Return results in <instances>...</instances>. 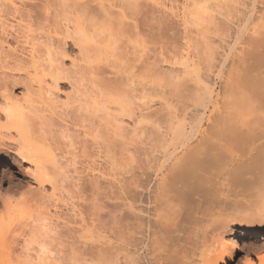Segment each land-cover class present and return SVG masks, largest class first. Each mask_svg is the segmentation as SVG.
I'll return each mask as SVG.
<instances>
[{"label": "bare ground", "instance_id": "bare-ground-1", "mask_svg": "<svg viewBox=\"0 0 264 264\" xmlns=\"http://www.w3.org/2000/svg\"><path fill=\"white\" fill-rule=\"evenodd\" d=\"M144 1L155 2V0ZM9 3L8 7H11L9 9L5 8L3 12L9 10L18 12L19 7L13 2ZM129 3V0H117L112 3H106L105 0H54L51 3L52 5L48 3L49 5L42 6L43 3H41L42 8H38V11H43V14L36 13L39 3H29L20 9L21 17L19 18L18 27L20 26L19 28L22 30L19 31L18 29L20 33L18 35L15 31L14 34L16 35L13 37L16 39L15 42L17 41L18 47L22 45L25 48L27 52L22 48L23 53H26L25 55L18 54L16 51L17 46L16 48L9 46L8 49H5L4 41L6 38L3 41L4 36L0 35V79L2 81V83L0 82V169L7 166L8 157H12L11 154L14 153L12 157L14 164H27L26 169L24 168L23 171L33 181L30 188L18 193L17 188L19 189L22 184L14 176L13 168L3 170V177L6 178L8 188L5 194H0V206L5 210L3 214L0 213V264H51L53 247L59 245L62 240L60 228L63 223V214L59 210H56L54 214L49 211L48 201L50 197H55L58 191L66 189L65 185H67L68 180H74V178L84 179L82 176L78 177V175L71 176L64 169L63 160L65 161V156L69 153L72 154H69L71 161L78 162L87 160L97 150V153L104 154L107 164L109 163L115 168L116 165L127 164L129 172L133 174L137 166L139 168V174L137 173V175L139 176H135L136 173L134 175L135 178L139 177L137 178L138 182L136 181L137 188H142V191L140 189L139 192H141L142 197L144 196L147 205L146 208L143 207V215H141L146 223H144L145 226L155 225L148 222L151 216L150 210L152 216L154 215L155 223L160 221L166 225L163 220L167 219V221L171 222L172 220V223L176 224L177 221L181 223L180 220L182 219L184 224L186 222L183 220L184 216L190 223V219L195 216L194 214L202 213V215H205L207 212L205 209L212 199V196L209 195L210 193L213 196L216 194H214L215 188H217V182L215 183L216 169L218 174V169L224 168L220 166L222 165L221 162L223 163L226 160H223L225 158L224 151H231L228 144H221V141H223V137L231 136L233 142L235 141L234 143L237 142L245 146L246 155L248 156H246V159L243 158L245 160L239 163L229 176H232L231 179L238 182L245 181L253 190H256L257 194H254L264 200V97L259 101L258 107L256 106L257 103H254L255 107L259 108L263 114L261 113L260 117H254V119L256 118L254 121L251 119V123L254 122L255 124L251 126L250 121H247V124L244 123L243 117L246 116L247 109L250 111V107H252L250 104H253V102L246 103V101L243 102L233 97H230V99L228 96L229 99L224 97L227 100L220 105L219 92L214 89L209 77H203V75H198L199 77L196 79L199 82L198 85L200 84L197 89L200 91L199 96H201L202 103L199 101V103L193 105L183 103L178 106L167 103V111L161 114L163 110L160 111V109L163 106L159 108V102L155 98H151L152 95L156 97L163 82L158 77V72L162 68L160 69L156 61L152 62L149 67H147V64L145 67V63H142L145 72H149V69L152 72L150 87L143 86L141 82L143 87H140L141 90L138 89L144 94V96L140 95L142 98L138 96L139 94L137 95V92H140L136 89L133 90L132 88L131 90L129 88L130 91H128L129 89L125 88L128 82L124 81L126 83H124V87L123 83L120 84L121 81L123 82L122 76V80H118L116 77L115 80L110 77L105 82L99 79L100 83H96V79L102 73L104 75L105 66L110 65L111 60L112 63H115L119 54L120 57L122 55L121 59L124 55L130 53L134 55L138 51L139 56L142 55L140 54L142 45H140L138 38L135 39L139 41L136 42L135 40V42L137 44L139 42V49L134 40V47H132L133 42H130L132 46H129V42L124 39L128 32L126 12L127 8L131 6V3L130 5ZM252 12L249 14L252 15ZM261 15L258 18L256 17L259 23L260 21L262 23L264 19V14ZM0 16L3 15L0 14ZM249 17L251 18V16ZM176 18L178 17L176 16ZM250 18L247 20L249 21ZM258 22L257 26H255L256 23L254 25L256 28L253 27L254 32L252 35H254L253 38L250 37L249 46L260 42L257 38L259 37L257 33H260L258 32L260 29H257L260 27ZM34 26L37 27L34 28ZM262 41L259 46L264 49V42L262 44ZM69 45L76 47L78 50L76 54L70 55L68 53ZM259 46L258 52L255 48H251L254 51L245 49L248 55L250 53L252 55L250 57L256 61L254 62L255 65H259L253 69L254 72L255 69L257 70L256 76L254 75L255 85H257L255 87L264 91V50L259 52ZM136 50L138 51L136 52ZM245 59L247 58L244 56L239 61L244 62ZM68 60L71 63L69 67L66 63ZM236 63L238 65V62ZM235 68L236 66L232 69ZM164 73L161 74L164 75ZM168 73L169 76L167 77H170L171 72ZM99 74L101 75L98 76ZM162 75L160 78L163 77ZM165 78L163 77L166 81ZM65 80L70 81L71 92L63 98L60 93L63 91L61 85L65 84ZM138 83H140V80ZM232 83L228 81L230 87L235 86ZM228 84L225 85V92L230 93V87H226L229 86ZM139 85H136L137 88H139ZM190 87L191 90L192 87ZM186 88L188 89V87ZM135 90L137 91L136 94H131V91ZM230 90L233 89L230 88ZM263 91L262 93H264ZM147 94L150 95V98L147 97ZM234 95L237 97L236 94ZM200 106L202 110L198 111ZM195 110L200 113L197 120L200 121L203 116L204 118L205 116L209 117L212 130L210 132L208 128L210 134H204L196 141V145L185 143L186 145L184 144L180 148L175 146L172 148L164 144L175 138L190 139H186L185 135L189 132L187 134L183 132V123L187 122V117L193 114L195 116L197 113H195ZM209 110L211 114L208 116ZM192 112L193 114H190ZM163 117H169L171 120L170 126L166 129L162 128L161 122L159 124V120ZM201 122L202 120L198 125L196 124L197 128H199ZM226 158L228 157L226 156ZM225 165L227 166V164ZM248 175L251 177L246 179ZM86 179L92 181V183L94 181L93 178ZM135 180L133 178L132 183ZM96 183L94 182L93 185ZM17 194H19L18 197ZM129 200L127 201L129 202ZM105 205L107 208V204ZM126 210H128L129 217L132 216V218L134 216L132 214L137 212L136 210L134 212L132 203H129ZM182 211L184 213L183 217L179 218ZM108 216L110 215L105 214L104 220L101 221L103 222L102 226H108ZM152 216L151 220L153 219ZM258 216L245 217L246 219L242 220L244 221L241 223L243 230L238 234L240 237L237 240L230 242L225 239L224 233L228 227L222 224L215 225L214 232L211 233L213 235L210 234L212 237L210 236V239L207 237L209 240L202 235L205 237L204 241L201 242L200 258L202 264H234L238 258L242 264H264V255H257L254 252L260 245L264 248V214ZM129 217L127 220H130ZM135 218L138 217L134 216ZM141 218L139 221L142 220ZM96 221L94 222L97 225L98 221ZM130 222L132 223L128 224L130 229L131 227L134 229L136 226L135 224L132 226L134 220ZM188 222L185 224V230L188 228V226L186 227ZM179 223L177 224L179 225ZM162 224L159 223V226L156 225L158 228L152 229L153 234L151 236L154 235L155 237V239L152 238L153 243L154 245L159 244L158 247L150 245L155 251L156 248L159 251L166 246V243L162 240L168 238L165 234L167 235L170 231V227L167 230L168 228L165 229ZM96 225H93V228L98 232L97 229L100 231L101 227L99 228V225ZM180 225L182 229V223ZM161 226L164 227L162 230L159 228ZM171 228L174 229L173 225ZM175 229L178 230L176 225ZM207 231L204 235H207ZM232 233L238 232L234 229ZM129 236L131 238V235ZM171 237H174V235L171 236L170 233L169 239H172ZM176 237H174V240ZM161 238L163 239L161 240ZM182 239L180 238L178 241H182ZM152 240L150 239V243ZM166 240L168 241V239ZM161 241L164 242L163 246H160ZM152 249L149 250L152 251ZM175 254L177 253L175 252ZM240 254L243 255V258H240ZM256 259L259 262H256ZM164 260L166 261V259Z\"/></svg>", "mask_w": 264, "mask_h": 264}, {"label": "rangeland", "instance_id": "rangeland-1", "mask_svg": "<svg viewBox=\"0 0 264 264\" xmlns=\"http://www.w3.org/2000/svg\"><path fill=\"white\" fill-rule=\"evenodd\" d=\"M8 1L9 0H0V14L3 15L0 16V35L2 34V36H4L3 41L6 38L4 41L5 44L3 42L5 49H8L9 46H12L14 48H16V46L18 47L17 41L15 42L16 39H14L13 37L14 35H16L14 34L15 31L17 32V35L20 34L19 31L21 28H19L20 26L18 27V22L20 21L19 18L21 17L20 9H22L24 6H26L29 3L30 4L39 3L40 5L37 7L36 13L38 14L39 12L43 14V11L42 12L40 10L38 11V8L41 9L42 6L49 5L48 3L52 5L51 3H53L54 0H45V1L44 0H10L9 2H13L17 7H19L18 12H15L13 10L6 11L11 7V6L8 7V4H10ZM105 1L106 3H112L117 0H105ZM129 2L131 3V6L130 8H127L128 10L126 12V20L128 21V25H127L128 28L127 27L126 28L128 32L126 33L127 35L125 36L124 39H126L129 42L128 43L129 46H132L131 43L133 42V40L134 42L135 40L136 42L140 40L139 41L140 45H142L141 47L139 46L140 52L142 51L140 54H142L143 56L142 55L139 56L138 50H136V52L138 51L137 52L138 55L135 53L136 55L134 54L135 55L134 56L133 54L130 53L128 55H124L123 59H121L122 55L120 57L119 54L118 60L116 59L115 63L114 62L112 63L111 60L110 63L112 65L110 64L105 66L106 71L104 72V75L103 73H102L103 76L99 74L98 76L100 75L101 76L96 79L97 80L96 83L99 84L100 80H103V82H105V80H107L110 77L113 79H115L116 77V79L118 80L123 79V82L122 81L120 82V84L123 83V87L125 83L124 81H126L128 82V84L125 85V88L127 89L130 88L131 90L133 88V90L136 89L137 91L140 92V90L142 89V88L140 89V87H143L144 85L147 88L150 87L151 85L150 80L152 78L151 77L152 72L150 71V69L148 71L151 72L150 73L151 75L148 74L149 72H145L146 70L143 67L144 64L142 63L143 62L145 63L144 65L145 67L147 65H148L147 67H149V65L152 62L154 63L156 61L160 69L162 68L160 72H158L159 73L158 77L163 82L161 88H159L158 90V94H156V97L152 95L151 98L153 99L155 98V100L159 102L160 105L159 108L163 106L160 109V111L163 110L161 111V114L167 111L168 104H173L178 106L180 104L182 105L183 103L185 104L188 103L189 105H193L199 103V101L201 102L202 99L200 98L201 96H199L200 91H198L197 89L200 84L198 85L199 82L196 79H198L199 77L198 75L200 76L203 75V77L204 76L209 77V79L212 81L211 82L212 86H214V89L217 90V92H219L218 98L220 105H222L223 102L227 100L226 98L224 99V97L228 98V96L229 98L233 97L243 102L246 101V103L253 102V104H250L252 105V107H250L251 108L250 111L249 109H247L248 114L247 113L245 114L246 116L248 115V117L246 116L243 117L244 123L250 121L251 126H253L254 122L251 123L252 122L251 119L254 121L258 116L260 117V115L263 114L262 112H260L259 108L257 107L259 101H261V98L263 99L264 93H262L263 90H261L258 87H255L257 85H255L256 82L254 79L255 78L254 75L257 74L256 73L257 70L255 69L254 72L253 69L258 67L259 65L258 66L255 65L254 62L256 61L253 58H251L252 55H250V53L248 55V52L245 48L249 50H253L251 48H255L257 51L261 40H263L262 44L264 42L263 39L264 19L262 23L261 21L259 23L257 19L258 16L264 14L263 13L264 0H155V2H151V1L148 2L144 0H129ZM41 3H43L42 6ZM245 5L248 6L245 7ZM252 5H254L255 8L252 7ZM5 8L8 9L5 10L6 12H3ZM250 12H252L253 14L252 15L249 14ZM176 16L178 18H176ZM247 16L248 17L251 16V18L249 17L250 18L249 21L247 20L249 19ZM261 17L262 15L260 16V18ZM257 22L260 26L259 28H257L260 29L258 31L260 33H257L259 36L257 38L259 39L260 42L257 44L254 43L251 46H249L250 45L248 44L249 40H251V38H253L254 35V34L252 35V33L254 32L253 27L256 28L255 26H257ZM36 27L37 26H34V28ZM135 38H138L139 40ZM134 42L132 47H134ZM136 42L135 45L137 44ZM138 44H137V48L139 49ZM259 47H260L259 52L260 50L262 52L264 50L263 47L261 46ZM22 48L24 47L22 45L21 46L19 45V47L16 48L17 49L16 51L18 52V54L25 55L26 53H23ZM68 49H69L68 53L70 55H74L78 51L76 47L72 45H69ZM241 56L243 57L245 56V58L247 59H245L244 62L239 61L240 59L242 60L243 58ZM235 61L238 62V65ZM66 63H67V67L71 66L70 60L66 61ZM232 66L233 67L236 66L235 68L236 70L232 69L233 68ZM166 68L169 69L170 71H168ZM165 69L167 72L165 71ZM163 72H165L164 75H162ZM168 72H171L170 77L171 78L173 77L172 79L170 77H167L169 76ZM172 73L175 74L173 75ZM160 74L164 78L166 77L165 78L166 81L163 79V77L160 78L161 76ZM176 75L178 76V78ZM139 80L140 83H138ZM228 81L229 83L233 82L235 86L230 87ZM0 82L2 83L1 79ZM226 84L229 85L226 87H230L231 89H233L231 91L229 88L230 93L225 92ZM136 85H139V88H137L138 86ZM61 87L63 91L62 93H60V96L64 98L67 95V93L71 92L70 81L65 80V84H62ZM186 87H188V89L190 87L191 90L190 89L188 90ZM130 89L128 91H130ZM136 90L131 91V94L134 93L136 94L137 92ZM141 94L142 92L140 93L137 92L138 96H140ZM234 94H236L238 98ZM142 95L144 96V94ZM147 97L150 98V95L147 94ZM254 103H257L256 104L257 107H255ZM0 106H1V102H0ZM201 110L202 108L200 106L198 108V111ZM210 110H209L210 113L208 112V116L209 114H211ZM196 112L197 110H195V113ZM197 113L195 114V116H193L194 115L193 112L190 113L193 115L191 116L188 115L190 117L186 118L187 122L183 123L184 124L183 132H185V134L189 132L187 135H185L186 139L188 138L190 139L185 140L183 138H175L174 139L175 141L172 139V141L169 140L164 144L169 145L172 148H174V146L176 148H180L185 143L186 144L193 143L194 145L199 138L204 136V134L205 135L210 134L208 132V128L210 132L212 130L210 128L211 121L209 117L205 116L204 118L203 116L202 117L203 119H201L202 122L201 124H199L200 125L199 128H197L198 123L201 121V120L200 121L197 120V116L200 114L199 112ZM254 117L256 118L254 119ZM160 122L162 128L164 127L165 129L171 124V120L169 117H163L161 120H159V124ZM231 138H232L231 136L228 137L226 136L223 137V141H221V144H228V147L231 151L228 152L224 151L225 158H223V160L224 159L226 160H224L225 163L221 162L222 165L220 166L224 168L218 169L219 175L217 174V169H216L215 183L217 182L216 185L217 188H215V192H214V194L215 193L216 194L215 196H213V194L210 193L209 196L210 197L212 196V199L208 202L209 206H207V208L205 209L207 212L205 213V215H202V213L194 214L195 216L191 218L193 221L190 219V223H189L188 222L189 220L187 221L186 217L185 216L183 217L184 213L182 211L181 213L182 216L180 215L179 218L183 217V220L186 221L183 224L182 219L180 220L183 227L182 229L180 225L181 223H179V221H177L179 225L177 223L173 224L172 220L170 222L167 221V219L163 220L167 226L162 224L160 221L158 222L156 221L155 223V220L153 218L154 215L152 216L151 210H150L151 212L150 215L152 216L153 221L151 220V216H150V220L148 222L150 224L154 223L155 225L151 224L149 226L147 225L145 226L146 223L145 221H143V216L141 215H143L142 214L143 207L146 208L147 205L145 204L144 196L142 197L141 192H139L140 189L142 191V188L141 187H139V189L137 188L138 184L136 183V181L138 182L137 178H139V177L135 178V176H139L137 175V173L139 174V168L137 166L134 169V172L136 173L135 175V173L133 174L129 172V166L127 164L121 166L116 165V168L110 165L109 163L107 164L106 160L104 159V154L102 153L103 155H101V153L99 152L97 153V150H95L96 152L94 151L93 154L87 160L85 161L82 160L78 162L71 161L70 155L72 154L69 153L70 154L69 155L66 152L67 154V156H65L66 163H64L65 161L63 160V166L65 164L64 169L67 170V172L71 176L74 175L75 177L78 175V177L82 176V178L84 179L81 178L79 179L77 177L78 179L74 178L73 180L69 178L71 182L68 180L66 182L67 185L64 184L66 189L64 188L63 190L58 191L57 195L55 197H50L48 201L49 211H51L54 214L56 210H59L62 211L63 214V223L60 228L62 231V238H61L62 240L59 245L53 247V252L51 253V259H52L51 264H58V263L60 264H131L134 262H135L134 264H139V263L153 264L154 262L156 264H162V263L175 264V262L176 264L177 263L202 264L200 253L202 249L201 242L204 241L205 238L203 236H206V239L208 238L210 239L212 237L211 235H213L211 233L214 232L213 230L215 229L216 224L218 226L221 224L223 226L227 225L228 228H226V231L224 233L226 240L228 239V241L230 242L237 240V238L240 237L238 234H240V231L243 230V228L241 227L242 225L241 223L244 222L242 220L246 219L245 217H251V216L259 217L258 216L259 214L261 215L264 214V212L262 213V211H264V200L260 199L259 196L256 195L257 194L256 190H253V188L247 185L245 181L238 182L236 180L231 179L232 176H229L231 175V173H233L232 170H235L234 168H236V166L239 165V163H242L246 159V156H248L246 155L245 146H242L237 142L234 143L235 141L233 142V138L232 139ZM67 147L65 148L67 149ZM13 154L14 153L11 154L12 157ZM226 156L228 158H226ZM12 157H8L7 166H4L2 169H0V194H5L8 188L6 178L4 179L3 177L4 169L7 170L8 168L9 169H11V167L13 168V171L15 172V174L13 173L14 176H16V178H18L22 184L21 185L22 189L21 187L19 189L17 188V190H19L18 193L26 191L33 184L32 179L28 175H26L25 172L23 171L26 169L27 164L17 163L18 165L17 166L14 164ZM68 157L69 159L67 160L69 162L66 160V158ZM225 164H227V166ZM74 169L77 172H75ZM84 175L86 178H93V179L98 175L93 181V183L94 182L97 183L93 185L92 181H88L84 177ZM250 177L251 176L248 175L246 179H249ZM133 178L134 180L135 179L137 180H135L132 183ZM69 182L71 185L69 184ZM130 189H131V194H130ZM216 189L218 190L216 191ZM131 195L134 198H132ZM18 196L19 194H17V197ZM214 199L216 200V202ZM127 200H129V202ZM129 203L133 204L134 212L135 210L137 211L132 215L138 218L134 219V216L133 218L132 216L129 217L128 214L129 208L128 210H126L127 207L129 206ZM142 203H144L145 206L142 205ZM105 204H107V208L105 207L106 206ZM108 206L110 207L108 208ZM150 208H152V206H150ZM3 210H4L3 207L0 208L1 214L5 212V210L4 211ZM124 213L125 214L127 213L126 214L127 216ZM136 213L138 214L141 213V214L137 216L138 214L136 215ZM105 214L110 215L107 217L109 220L108 226L101 225L103 224V222L101 221L104 220ZM128 217L130 218V220H127ZM139 217L140 218L142 217L141 221L143 222L139 221L140 220ZM96 218H98L97 225L94 222L96 221ZM132 219L134 220L132 226H134V224L137 226V227L135 226L134 229L132 227L130 229V225H128V224H132L130 222L133 221ZM187 222L188 225H186V227L188 226L189 229L187 228L185 230V224H187ZM159 223L162 224V226H164L165 229L168 228L167 230H169L170 227V231L172 232L169 231L167 235L165 234V236H168V238L166 237L168 241L166 239L162 240L163 238H161V240L166 243V246L162 247V250L159 251H157L158 249L156 248L155 251L154 248L152 249L151 246L158 247L159 244L154 245L153 243L154 240H152L154 235L151 236V234H153L152 229H154L156 225L159 226L158 225ZM171 223L174 229L176 225V227H178V230L180 229L181 231L176 230L177 228L175 230L172 229ZM168 224H170L171 226ZM93 225L96 226L99 225L98 227L99 228L101 227L100 231L97 229L98 232H96V229L93 228L94 227ZM162 226L159 227L160 230L164 228V227L162 228ZM146 227H148L149 229ZM234 229L238 233L233 234L232 232ZM206 231H207V235H204L206 234ZM175 232H177V234H175ZM170 233L171 236L172 235H174V237L177 236L175 239L176 242L174 240V237H171L172 239H169ZM129 235H131V238ZM180 238H183L182 241L181 240L178 241ZM150 239L152 240L151 243H150ZM153 239H155V237ZM162 241H161L162 244L160 246H163L164 244V242ZM177 241L179 244L177 243ZM149 249H152L153 252ZM167 251H169V253H167ZM174 251L177 254H175ZM254 252L257 255H264L263 246L261 245L258 246L257 249L254 250ZM130 254L132 257L133 256L134 257L132 258ZM169 254L172 256L170 257ZM183 255H184V259H183ZM242 256L243 255H241L240 258H243ZM154 257L156 258L154 259ZM181 257L183 260L181 259ZM163 258L166 259V261ZM257 261L258 259H256V262ZM234 264H242V263L238 258Z\"/></svg>", "mask_w": 264, "mask_h": 264}]
</instances>
